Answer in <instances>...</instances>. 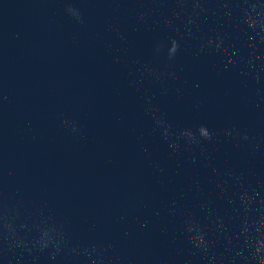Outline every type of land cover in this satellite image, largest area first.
Masks as SVG:
<instances>
[{"label":"water","instance_id":"1","mask_svg":"<svg viewBox=\"0 0 264 264\" xmlns=\"http://www.w3.org/2000/svg\"><path fill=\"white\" fill-rule=\"evenodd\" d=\"M0 264H264V0H0Z\"/></svg>","mask_w":264,"mask_h":264}]
</instances>
